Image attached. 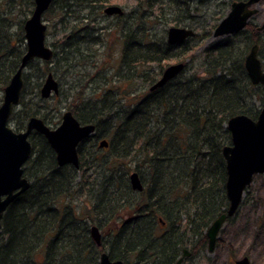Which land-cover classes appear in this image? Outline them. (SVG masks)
I'll use <instances>...</instances> for the list:
<instances>
[{
    "label": "trees",
    "instance_id": "16d2710c",
    "mask_svg": "<svg viewBox=\"0 0 264 264\" xmlns=\"http://www.w3.org/2000/svg\"><path fill=\"white\" fill-rule=\"evenodd\" d=\"M108 1L52 0L43 16L52 8L59 22L66 20L63 32L68 34L62 39L60 58L65 66L76 57L85 66L87 55L96 53L102 38L91 28L86 32L85 20L90 21ZM202 1L139 0L137 12L116 16L113 30L116 39L122 40L121 67L127 71L131 90L142 78L146 92L131 91L128 96L122 84L115 82L114 69L111 76L101 77L100 91H92L89 98L82 93L87 82L82 84L75 107L70 109L80 121L95 125L97 140L80 143L78 168L59 166L45 137L31 134V156L23 165L30 187L3 213L0 264H98L103 251L111 260L126 264L157 258L152 264H173V257H160L163 240L173 234H158L157 215L165 216L171 229L173 218L166 214L169 208L182 207L183 214L189 209L195 227L202 231L227 208L222 148L231 139L226 123L237 114L255 119L264 104V88L253 85L244 68V58L254 43L259 44L264 68V39L251 21L231 36L239 41L229 38L199 54L194 52V43L210 35L213 28L169 44L167 27L192 24V5ZM33 7L34 0H0L1 91L26 50L18 42L23 39L25 16ZM13 10L19 13L13 16ZM19 16H23L20 21L16 20ZM158 25L161 33L156 31ZM56 54L50 62L61 61ZM172 60L185 63L183 71L149 90ZM48 63L43 69L47 72L51 70ZM143 67L149 70L141 73ZM99 93L103 95L97 97ZM257 101L259 107L254 104ZM78 107H84L86 114ZM103 138L108 147L101 149L97 143ZM131 170L142 180L141 192L133 191L129 184ZM81 197L89 204L84 202L77 209ZM91 225L102 233L100 246L90 236Z\"/></svg>",
    "mask_w": 264,
    "mask_h": 264
},
{
    "label": "water",
    "instance_id": "95a60500",
    "mask_svg": "<svg viewBox=\"0 0 264 264\" xmlns=\"http://www.w3.org/2000/svg\"><path fill=\"white\" fill-rule=\"evenodd\" d=\"M52 0H34L30 17L23 24L26 51L21 57L19 66L12 74L9 83L4 87L0 104V222L4 211L14 199L30 187V181L23 176V165L31 156L32 145L29 136L32 131L42 134L55 153L59 166L72 165L79 167V144L89 137L95 129L91 123L81 124L70 110L62 114L60 124L51 129L36 116L29 117L26 129L15 131L10 125V117L19 104L23 87V70L33 59L50 60L53 56L51 47L45 44L47 25L43 22V13L49 8ZM261 0H233L227 14L217 23L212 37L230 36L243 31L250 19L258 12ZM117 5L105 7L104 13L111 15L121 13ZM264 30V20L258 26ZM194 30L183 26H169L166 40L176 44L192 37ZM259 45L254 43L244 58V68L250 82L264 88V70L259 58ZM184 68L183 62L167 65L160 78L150 86L149 90L163 86L176 77ZM58 92V82L49 72L40 88V96L48 98ZM230 133V144L222 148L226 168L225 191L228 207L209 226L207 230L209 250L212 251L216 235L228 216H232L239 207L245 189L252 182L254 175L264 173V104L257 117L252 119L245 114L230 117L226 123ZM108 141L102 139L100 148H106ZM133 190L143 188L139 174L133 171L128 176ZM90 236L96 245L101 244V233L96 225L89 229ZM179 259L176 264H180ZM98 264H125L121 259L111 260L109 253L103 251L99 255ZM235 264H249L247 256L237 260Z\"/></svg>",
    "mask_w": 264,
    "mask_h": 264
},
{
    "label": "rangeland",
    "instance_id": "374dc122",
    "mask_svg": "<svg viewBox=\"0 0 264 264\" xmlns=\"http://www.w3.org/2000/svg\"><path fill=\"white\" fill-rule=\"evenodd\" d=\"M110 1L111 4H116L122 7L125 12L130 13L138 11L136 9L138 7L139 0ZM232 1L233 0H204L200 3L193 4L192 8H194V10L191 12L193 22L192 20H190V23L192 22V24L188 25V27L192 28L199 34L202 33L201 31L204 29H214L213 26H216L217 23L227 14L230 3ZM257 7L258 12L251 18V21L254 24L260 25L264 20V0H261L258 3ZM18 13L19 11L13 10L12 15L15 16ZM53 13L54 11L51 8L50 11L47 12V15L43 16V20L47 25L45 43L47 46L51 47L54 52L57 53V57H59V60H61L60 58L63 57L61 47H63V42L65 41L62 39H64L63 37L68 34L67 32H63V26L66 23V20L59 22L58 17H54ZM27 16L29 15H26L25 17ZM22 18L23 16H19L16 18V20L20 21ZM113 23L114 20L111 18L104 19V21L100 23L101 25H111L107 30L103 32V42L96 52V54L98 53L99 55L97 56L95 54L92 59H88V63L85 66H81V63H79L81 57H76L72 61L68 60L69 62H71L69 63L71 65L66 66L63 60H61L59 63H56V61L48 63L47 67H51V70L49 71L53 74L54 78L59 83V91L57 95H51L48 98H42L40 96V88L47 74V71L43 70L46 65L44 61L40 59L33 60L30 66H27L23 70V93L20 99V103L15 108L9 122V125L14 130H17V132L22 131L25 128L26 122L30 116H37L39 118H42L51 129L56 128L60 124L62 113L65 110H69L70 107H74V103L76 102V94L81 90L82 84L90 81V77H92V80L94 82L90 81L91 83L87 84L89 85L88 88L83 89L82 93H84L87 98H89L92 91H95L96 94V91H98L96 82L98 81L93 77V73H95V70H97V65H102V63H100V60H110L112 62H115V60L118 61L120 59L119 49L121 43L120 41H118V39H116L117 33H115V30H113ZM213 29L211 31V34L206 38L198 39L194 43L196 44V49L194 51L195 53L199 54L212 44L217 42H224V40L229 38L232 39V41H239V38H231V36L212 37ZM161 30L162 26L158 25L156 31L158 33H161ZM261 31L262 37L264 39V30ZM21 36H23V39L18 42V47L21 50H24V48L26 47L24 33H22ZM16 37L17 36L13 37V42L16 41ZM72 37L73 36H71V38ZM1 40L2 39L0 35V41ZM189 44H193V42H190ZM107 45H112L113 51L111 56H107L104 53ZM90 61H92L94 64H92ZM189 61L190 60L187 58L186 62ZM173 63L176 62H173V60L168 61V65ZM193 66L196 65L193 64ZM146 70H149V68H141V73ZM124 87H126L124 90H127L126 92H128V96H130L129 93L131 91L137 92L138 94H144L146 92L145 90L147 88V85L141 78L137 82L134 90H131L132 85L129 81L125 82ZM3 93L4 91L0 90V104L2 103ZM254 104L255 106L259 107L258 101ZM32 113L34 114L31 115ZM83 114L86 113L83 111ZM84 202H87L89 204V201L85 197L77 199V209L79 208V206H82ZM169 211H173V208H169ZM218 237L222 241V246L218 247V249L211 253H208L207 250L203 253L201 252L204 256L203 260L195 258L194 261L191 260L186 264H232V261H234V259L242 256L249 257L250 264H264V173L254 175L251 184L245 189L236 215L232 217L230 221L224 223L222 231L218 235ZM158 259L159 258L155 260H146L148 261V263L144 262L145 260L141 259L142 262L140 261L138 263L152 264Z\"/></svg>",
    "mask_w": 264,
    "mask_h": 264
},
{
    "label": "flooded vegetation",
    "instance_id": "af4514ba",
    "mask_svg": "<svg viewBox=\"0 0 264 264\" xmlns=\"http://www.w3.org/2000/svg\"><path fill=\"white\" fill-rule=\"evenodd\" d=\"M52 2V1H51ZM111 1L109 0L101 9H100V12H98L97 14H95L94 15V13H95V10L96 9H98V8H96L95 10H93V14L92 15H94L93 17H92V19L89 21V20H85L86 21V23L88 24V30H86V32H88L89 30H93V31H96V34H100V37L102 38V40H101V42H100V44L99 45H97L98 47H97V49H96V52L98 51V49H99V47L101 46V43L103 42V32L105 31V30H107L109 27H110V25L111 24H105V25H101L100 23L101 22H103L104 21V19H108V18H111V19H113V20H115V18H116V16H119V15H128L129 13L128 12H125L124 11V9L122 8V7H120L119 5H117V6H119L120 8H121V13H114V14H111V15H108V14H105L104 13V9H105V7H107V6H109V5H116V4H111L110 3ZM50 7V6H49ZM33 10V9H32ZM48 10V9H47ZM46 10V11H47ZM45 11V12H46ZM44 12V13H45ZM43 13V14H44ZM30 15H31V13L29 14V16H27L26 17V19H25V21L30 17ZM80 16H82V14L80 15ZM42 18H43V16H42ZM101 19V20H100ZM43 20V19H42ZM24 21V22H25ZM43 22H45L44 20H43ZM24 24V23H23ZM46 24V23H45ZM94 26V27H93ZM91 28V29H90ZM46 32H47V29H46ZM85 31H84V33H86ZM115 33H117V31L115 30L114 31ZM24 33V32H23ZM76 35V34H75ZM79 35V34H78ZM25 38V37H24ZM118 41H120V43H121V46H120V54H119V62L118 61H116L115 60V62H112V61H110V60H107V61H102V60H100V63H102V65H97V70H95V75H94V78H96L97 79V81L98 82H96L97 84H96V87H97V90L98 91H100V89H101V81H99V80H101L102 78L101 77H103L104 75H106V73H108V75H112L111 74V72H112V70L114 69L115 70V77L113 76V78H115L114 80H115V82H117V84L118 83H120V84H122V89L124 90L126 87H124V85H125V82H127L128 80H127V71L123 68V67H121V57H122V55H121V53H122V40H120V39H118ZM26 42V41H25ZM53 50V49H52ZM26 51V50H25ZM112 51H113V49H112V45L111 46H106V49L104 50V53L107 55V56H111V54H112ZM24 54V53H23ZM96 54V53H95ZM95 54H94V56H95ZM97 56L99 55L98 53L96 54ZM53 56H54V50H53ZM53 56H52V58L50 59V60H47V61H52L53 60ZM93 57V56H92ZM92 57H89L88 55H87V58L88 59H92ZM21 60V59H20ZM33 60H38V58L37 59H33ZM33 60H31V61H33ZM41 60V59H40ZM104 60V59H103ZM42 61H44V62H46L45 60H42ZM90 62H92V61H90ZM96 62H97V60H96ZM95 62V63H96ZM117 62H118V64H117ZM92 64H94L93 62H92ZM104 64V65H103ZM185 64V63H184ZM28 65V64H27ZM17 69V68H16ZM113 70V71H114ZM16 71V70H15ZM14 71V72H15ZM183 71V70H182ZM50 72V71H49ZM49 72H47V74L49 73ZM46 74V75H47ZM161 74H162V72L160 73V75H159V77L158 78H160V76H161ZM101 75V76H100ZM12 76V75H11ZM54 77V76H53ZM118 77H120L121 79H124V80H122L121 82H118V80H120V78H118ZM11 78V77H10ZM22 78H23V87H24V74H22ZM157 78V79H158ZM157 79H156V81H157ZM45 80V79H44ZM155 81V82H156ZM58 82V81H57ZM43 84V83H42ZM86 84H88V82L86 83ZM153 85V84H152ZM254 85V84H253ZM88 86L89 85H87L86 87H85V89H87L88 88ZM106 87V88H108L110 91H114V89L111 87V86H109V84L108 85H105V84H103V87ZM23 87H22V90H21V95H20V99H21V96H22V93H23ZM119 87H120V85H119ZM150 88V87H149ZM58 91H59V83H58ZM126 91V90H125ZM58 93V92H57ZM57 93L55 94H52V95H57ZM96 93H97V91H96ZM101 95H103V93H99V95H96L97 97H99V96H101ZM51 96V95H50ZM76 100H78V99H76ZM19 103H20V101H19ZM19 105V104H18ZM17 105V106H18ZM74 107H75V104H74ZM70 108H73V107H70ZM69 108V110L72 112V114L74 115L75 113L72 111V109H70ZM83 109H85L84 107H78L77 108V110H79L80 112L81 111H83ZM65 111H67V110H65ZM64 111V112H65ZM14 112V111H13ZM63 112V113H64ZM80 112H77V113H80ZM62 113V114H63ZM75 116V118L77 119V117H76V115H74ZM31 117V116H30ZM37 117V116H36ZM61 117H62V115H61ZM11 118V117H10ZM29 119V118H28ZM42 119V118H41ZM43 120V119H42ZM81 124H88V123H90V122H82V121H80L79 119H77ZM28 121V120H27ZM44 121V120H43ZM10 122V121H9ZM61 122V121H60ZM27 123V122H26ZM44 123H45V121H44ZM46 124V123H45ZM91 124H93V123H91ZM47 125V124H46ZM94 125V124H93ZM95 126V125H94ZM26 129V125H25V128L23 129V130H25ZM22 130V131H23ZM15 131H17V130H15ZM33 133H37V132H34V131H32L31 132V134H33ZM31 134H30V136H31ZM30 136H29V140H30ZM86 139H96L97 140V138L95 137V129H94V132L89 136V137H87ZM86 139H84V140H86ZM103 139H105V138H103ZM83 140V141H84ZM102 139H99L98 140V146H99V142L101 141ZM80 145V144H79ZM108 147V146H107ZM106 147V148H107ZM100 148V147H99ZM78 149H79V146H78ZM101 149H104V148H101ZM78 153H79V151H78ZM129 176V175H128ZM128 180H129V178H128ZM141 182H142V180H141ZM129 184H130V182H129ZM143 189V188H142ZM133 191H135V192H141V191H136V190H133ZM179 207H177V206H173V211H170V212H167L166 214L167 215H169L170 217H172L173 218V227H171V229L169 230L168 229V226L170 225V224H168V221H167V218L165 217V216H163V215H157V217H156V221H157V225H158V229H159V233L158 234H160V235H164V234H173V238H169V237H167V239L165 238L164 240H163V244L160 246V254H161V256L160 257H173V264H176L177 263V261L179 260V259H182L181 260V262H180V264H186V263H188L189 261H191V260H195V258H198V259H201V260H203L204 259V256H203V252H205L206 250H207V252L208 253H211V252H213V251H215L216 249H218V247H220V246H222V241L219 239V237H218V235L221 233V231H222V227H223V225H224V223H226L227 221H230L231 220V218L232 217H234L235 215H236V212L232 215V216H228L226 219H225V221L223 222V224H222V226L220 227V229H219V231H218V233H217V235H216V240H215V243H214V247H213V250L212 251H210L209 250V244H208V241H209V239H208V236H207V230H208V228H209V226L211 225V223L221 214V213H223V212H225L226 211V209L227 208H225V210L223 211V212H221L211 223H210V225L207 227V228H205L204 230H202V231H198V229H199V227L198 228H196L195 227V225H197L196 223H195V217L193 216V214H192V212H190V210L189 209H186L185 210V214H183L184 213V208H179ZM128 217H129V215H127ZM130 218V217H129ZM92 226V225H91ZM90 226V227H91ZM100 230V229H99ZM100 233H101V231H100ZM101 240H102V233H101ZM100 246V245H99ZM164 251V252H163ZM202 252V253H201ZM241 258H243V257H239V258H237V259H234V261H232V264H235V262L237 261V260H239V259H241ZM248 258V260H249V257H247ZM209 259V258H208ZM207 260V259H206ZM210 260V259H209ZM164 261V260H163ZM126 264V263H125ZM249 264H250V260H249Z\"/></svg>",
    "mask_w": 264,
    "mask_h": 264
}]
</instances>
